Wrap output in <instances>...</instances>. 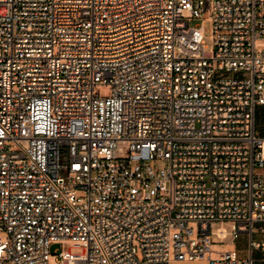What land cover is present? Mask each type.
I'll use <instances>...</instances> for the list:
<instances>
[{
  "label": "built area",
  "instance_id": "2783aa9c",
  "mask_svg": "<svg viewBox=\"0 0 264 264\" xmlns=\"http://www.w3.org/2000/svg\"><path fill=\"white\" fill-rule=\"evenodd\" d=\"M260 106L264 0H0V264H264Z\"/></svg>",
  "mask_w": 264,
  "mask_h": 264
},
{
  "label": "rangeland",
  "instance_id": "374dc122",
  "mask_svg": "<svg viewBox=\"0 0 264 264\" xmlns=\"http://www.w3.org/2000/svg\"><path fill=\"white\" fill-rule=\"evenodd\" d=\"M200 18H194L192 20V25H195L196 23H200ZM205 33L207 35L206 41L208 44H213V36H212V30H211V23L209 21L205 22ZM112 86L110 84H98L95 86V91L99 92L102 96H108L111 94ZM257 131L264 135V106H260L257 109ZM229 227V226H228ZM264 237V233L262 234ZM229 239V238H228ZM227 239V240H228ZM226 240V241H227ZM214 243H219L220 240L216 237L213 239ZM236 243L239 248V256L244 257L247 254V246H248V236L247 235H241L239 238L236 239ZM71 242H66L64 244L65 248H68L71 246ZM221 247V246H219ZM61 244H54L51 248L52 252H55L56 249H60ZM74 252H79V249H73ZM51 264H58V260L53 257L51 259Z\"/></svg>",
  "mask_w": 264,
  "mask_h": 264
},
{
  "label": "crops",
  "instance_id": "0c3cea01",
  "mask_svg": "<svg viewBox=\"0 0 264 264\" xmlns=\"http://www.w3.org/2000/svg\"><path fill=\"white\" fill-rule=\"evenodd\" d=\"M227 246H233L232 244H229ZM172 264H207L206 261L200 260V261H192V262H187V261H174Z\"/></svg>",
  "mask_w": 264,
  "mask_h": 264
}]
</instances>
